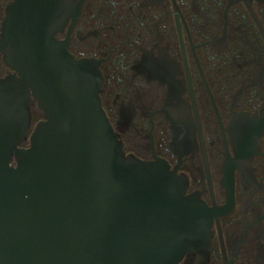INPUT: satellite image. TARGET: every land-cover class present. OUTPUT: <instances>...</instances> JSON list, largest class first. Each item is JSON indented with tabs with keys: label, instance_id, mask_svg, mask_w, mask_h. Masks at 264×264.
<instances>
[{
	"label": "flooded vegetation",
	"instance_id": "flooded-vegetation-1",
	"mask_svg": "<svg viewBox=\"0 0 264 264\" xmlns=\"http://www.w3.org/2000/svg\"><path fill=\"white\" fill-rule=\"evenodd\" d=\"M20 1L94 63L124 154L184 173L206 248L177 264H264V0ZM13 3L0 0V34ZM0 69L15 74L1 51Z\"/></svg>",
	"mask_w": 264,
	"mask_h": 264
},
{
	"label": "water",
	"instance_id": "water-1",
	"mask_svg": "<svg viewBox=\"0 0 264 264\" xmlns=\"http://www.w3.org/2000/svg\"><path fill=\"white\" fill-rule=\"evenodd\" d=\"M26 4L27 15L14 0L0 34L15 71L0 77V264L193 261L206 235L182 195L184 173L153 152L152 161L124 154L94 63L38 31L39 2ZM34 103L42 117L30 129Z\"/></svg>",
	"mask_w": 264,
	"mask_h": 264
}]
</instances>
